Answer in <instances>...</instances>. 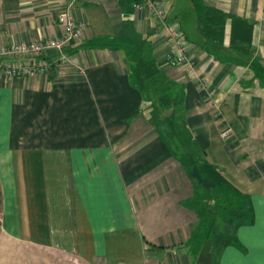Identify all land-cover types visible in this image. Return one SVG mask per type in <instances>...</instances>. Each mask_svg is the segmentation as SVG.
<instances>
[{
  "label": "crops",
  "instance_id": "0c3cea01",
  "mask_svg": "<svg viewBox=\"0 0 264 264\" xmlns=\"http://www.w3.org/2000/svg\"><path fill=\"white\" fill-rule=\"evenodd\" d=\"M163 5L183 31L185 63L135 0H0V45L61 36L69 6L86 23L66 49L84 73L52 64L30 77L0 74V264H196L219 203L198 199L204 189L150 122L134 77L157 72L183 91L177 110L202 171L220 181L212 190L232 193L233 213L218 220L229 240L213 243L212 264H264V0ZM209 7L252 23L248 32L229 18L221 37L229 48L247 35L246 64L201 45L198 16Z\"/></svg>",
  "mask_w": 264,
  "mask_h": 264
},
{
  "label": "trees",
  "instance_id": "16d2710c",
  "mask_svg": "<svg viewBox=\"0 0 264 264\" xmlns=\"http://www.w3.org/2000/svg\"><path fill=\"white\" fill-rule=\"evenodd\" d=\"M137 1L141 0H135V3ZM167 11L168 13L170 12L168 9ZM229 18L233 19L235 22L241 23L245 29L250 32L252 23L248 20L233 17L219 8L209 7L204 14L198 16L200 33L206 37L205 42L201 45L207 52L217 57L220 61H231L244 65L247 63V56L252 49L251 40H248L249 38L245 34L243 35V40L238 41V43H231L229 48L225 47L221 37L226 26V21ZM218 30H220L219 34ZM81 39L65 48V52L68 56L72 57L68 54L67 50L80 42ZM48 52L49 51H46L43 55L47 56ZM186 55L188 57V54ZM59 56L60 54L56 53L52 61H49L47 57L44 59L55 65L58 62ZM176 59L177 62H179L178 58ZM133 73L135 75L138 74L136 68L133 70ZM134 84L143 92L144 109L148 108L153 111V113H150V122L155 127L158 134L166 143L174 157L181 162L188 174L192 175L196 188L200 191L204 189V193L199 194L198 199L204 200L203 198L207 195L206 201L213 199L215 203L219 204L228 202V199H232L233 197L229 196L227 192L222 190L217 192L215 189L212 190L213 187L203 184L202 181L206 178L204 176L205 174H194L202 170L203 159L202 153L198 152L199 147L194 143V139L186 129L184 115L177 110L183 103V91L181 89L178 91L173 90L174 83L161 72L154 73V75L147 80L140 75L135 76ZM171 109L172 111H170ZM215 188L217 187L215 186ZM229 213H233V210H230ZM225 239L229 240L228 235L222 231L221 236L217 240L216 238L215 240H211L213 243L222 244L225 243ZM211 254L213 256L212 249Z\"/></svg>",
  "mask_w": 264,
  "mask_h": 264
},
{
  "label": "built area",
  "instance_id": "2783aa9c",
  "mask_svg": "<svg viewBox=\"0 0 264 264\" xmlns=\"http://www.w3.org/2000/svg\"><path fill=\"white\" fill-rule=\"evenodd\" d=\"M164 0H141L135 3L137 11L153 14L163 24L167 42L178 50L179 63H185L187 59V44L179 23L172 19L163 5ZM57 23L62 27L63 33L56 38L47 37L41 40L23 41L10 45H0V57L13 59H26L12 65L0 64V74L8 77H30L37 74H45L52 68V63L41 56L46 51L55 50L59 53L58 67L71 66L80 73L85 72L83 65L75 58L67 55L65 48L81 39L86 29L84 21H77L70 6L65 8L57 18Z\"/></svg>",
  "mask_w": 264,
  "mask_h": 264
},
{
  "label": "rangeland",
  "instance_id": "374dc122",
  "mask_svg": "<svg viewBox=\"0 0 264 264\" xmlns=\"http://www.w3.org/2000/svg\"><path fill=\"white\" fill-rule=\"evenodd\" d=\"M181 21L183 23V26H184L185 30H187V27L189 25V22H191V18H189V16H185V17H183L181 19ZM203 169H205V166H202V170ZM202 170L201 171H198L197 173H194V174H205L204 176L206 178L202 181L203 184H206L207 186L213 187V188H215V186H217V185L218 186L220 185V181L217 179V176L216 175L213 176V174H207L205 171H202ZM223 191L227 192V194L229 196H232V193H231V191H229V189H225ZM206 197L203 198L205 201L207 200ZM204 200H202V201L204 202L205 205H211V203H209V201H206L205 202ZM225 205H226V207L222 203L219 204V208H218L219 217L218 218H216V216H214L215 215L214 211H211L210 212V214L212 216H214V221L216 219V222H214L212 219H210V224L209 223L206 224V225H208V227H204L206 229V231H209V238L206 239V240H209V239L213 238L214 235H215V237H218V238L221 236L222 232L220 230H222V227H220V224H221V222L224 219L225 213L227 214L228 211L232 207V204L229 201L226 202ZM210 209H212V208L210 207ZM218 220H220V224L219 225H218ZM206 240H204V242L202 244V247H203V245H204V243H205Z\"/></svg>",
  "mask_w": 264,
  "mask_h": 264
},
{
  "label": "water",
  "instance_id": "95a60500",
  "mask_svg": "<svg viewBox=\"0 0 264 264\" xmlns=\"http://www.w3.org/2000/svg\"><path fill=\"white\" fill-rule=\"evenodd\" d=\"M49 53H56L55 50H50ZM213 241L211 239L206 240L198 257L196 264H212L213 256L211 254Z\"/></svg>",
  "mask_w": 264,
  "mask_h": 264
}]
</instances>
